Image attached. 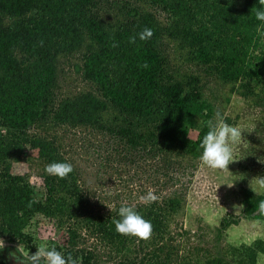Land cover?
Segmentation results:
<instances>
[{"label":"trees","instance_id":"16d2710c","mask_svg":"<svg viewBox=\"0 0 264 264\" xmlns=\"http://www.w3.org/2000/svg\"><path fill=\"white\" fill-rule=\"evenodd\" d=\"M133 1L135 5L122 2L125 13L109 23L98 15L100 0H0V237L4 244L35 253L25 230L40 214L66 233L64 245L54 246L80 257L81 264L93 260L92 252L82 247L84 234L114 247L137 238V253H143L138 264H258L264 256L260 238L230 247L226 256L195 246L181 257L173 244L169 226L183 206L177 189L186 169L182 163L199 159L207 131L203 121L217 109L203 92L202 75L170 73L163 44L164 39L176 42L188 62L214 73L231 91L251 94L254 82L264 76V37L257 33L260 22L255 19V8L264 0ZM146 27L153 30L151 39L137 36L129 43ZM74 53L82 62L76 71L91 88L57 100L59 61ZM64 127L104 131L130 158L138 153L159 163L164 195L136 207L152 223L150 238L117 233L113 221L118 208L96 210L74 167L64 179L45 173L48 163L69 162L49 136ZM26 149L35 150L42 165L45 195L39 199L27 175L12 172ZM240 193V217L223 220L224 228L241 218L264 222L259 213L264 194L248 188Z\"/></svg>","mask_w":264,"mask_h":264},{"label":"rangeland","instance_id":"374dc122","mask_svg":"<svg viewBox=\"0 0 264 264\" xmlns=\"http://www.w3.org/2000/svg\"><path fill=\"white\" fill-rule=\"evenodd\" d=\"M122 2L134 3L132 0H100L98 15L114 23L125 13ZM154 11L160 21L166 23L165 15ZM163 51L171 74L202 75L206 97L214 102L228 123L244 130L229 170L209 169L199 159L183 160L182 166L186 169L180 173L177 188L183 195V206L170 218L169 233L173 244L179 247V256L188 257V251L195 246L207 249L213 256H226L230 247L251 244L258 238L264 240V222L241 218L237 225L223 227V220L240 217L241 188L264 194V186L260 185L264 179V76L257 84L254 82L252 93L245 95L240 93L242 90L231 91L230 85L222 84L214 73H205L203 66L188 62L186 53L177 48L176 42L164 39ZM81 63L79 53L60 59V73L54 89L57 100L91 88L76 71ZM36 132L30 129L31 134ZM49 136L59 142L62 154L79 175L78 184L96 210L107 213L122 204L136 208L145 204L141 197L150 190L158 198L164 195V177L159 163L154 159L144 160L143 154L138 153L130 158L122 144L106 132L89 127H64L50 131ZM12 172L27 175L38 199L45 195L42 165L35 150L26 149L21 161L12 164ZM179 230L183 236L176 235ZM25 233L33 238L36 250L42 243L64 245L67 238L65 231L58 229L52 219L40 214L32 217ZM84 235L82 247L92 252V264H138L143 254L137 253L141 248L137 238L129 240L125 247H114ZM4 240L0 237V245ZM258 264H264V256Z\"/></svg>","mask_w":264,"mask_h":264},{"label":"clouds","instance_id":"9594fccd","mask_svg":"<svg viewBox=\"0 0 264 264\" xmlns=\"http://www.w3.org/2000/svg\"><path fill=\"white\" fill-rule=\"evenodd\" d=\"M255 19L260 22L257 25V33L264 37V3L255 8ZM137 36L141 41L149 40L153 36V30L144 28L136 36H131L129 43H135ZM203 127L207 131L200 141L199 160L209 169L229 170L228 165L234 161L236 148L242 139L244 130L238 125L228 123L220 111H216L212 118L203 121ZM44 171L49 176L64 179L73 173L74 168L70 162L53 161L45 165ZM260 185L264 186V179L260 181ZM141 199L145 204H150L158 197L150 190ZM259 213H264V201L259 203ZM117 216L118 219L113 221L117 233L140 239L150 238L153 229L152 223L145 219L135 207L122 204L117 210ZM3 247L4 241L0 250ZM13 256L19 260L20 264H81L80 257H74L71 253H65L58 250L56 246L47 243L40 244L34 254L30 255L28 250L26 253L20 252Z\"/></svg>","mask_w":264,"mask_h":264},{"label":"water","instance_id":"95a60500","mask_svg":"<svg viewBox=\"0 0 264 264\" xmlns=\"http://www.w3.org/2000/svg\"><path fill=\"white\" fill-rule=\"evenodd\" d=\"M2 246L3 245H0V248H2ZM20 252L24 251L17 244H4L3 249L0 250V262H2L3 264H20L19 260L13 256L19 254Z\"/></svg>","mask_w":264,"mask_h":264},{"label":"flooded vegetation","instance_id":"af4514ba","mask_svg":"<svg viewBox=\"0 0 264 264\" xmlns=\"http://www.w3.org/2000/svg\"><path fill=\"white\" fill-rule=\"evenodd\" d=\"M1 245H3V243H2ZM25 253H26V252H25ZM29 254L31 255V254H34V253H30V252H29ZM0 264H3V263H2V262H0Z\"/></svg>","mask_w":264,"mask_h":264}]
</instances>
